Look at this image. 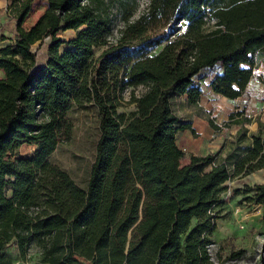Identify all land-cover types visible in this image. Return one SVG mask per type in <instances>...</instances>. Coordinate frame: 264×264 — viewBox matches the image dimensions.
<instances>
[{"label":"trees","instance_id":"obj_1","mask_svg":"<svg viewBox=\"0 0 264 264\" xmlns=\"http://www.w3.org/2000/svg\"><path fill=\"white\" fill-rule=\"evenodd\" d=\"M6 1L16 36L0 47V264L32 251L38 264H209L224 183L264 168V138L252 134L232 169L212 154L183 165L177 137L194 128L172 102L198 105L205 74L214 94L242 95L264 54V0H149L136 18L138 0H47L29 27L33 0ZM66 30L74 37L58 35ZM46 38L48 59L37 65L32 46ZM63 44L102 48L75 84L62 79ZM88 103L99 137L82 188L49 156L70 137V106ZM123 103L136 110L117 111ZM23 143L35 150L15 157ZM247 192L264 204V183Z\"/></svg>","mask_w":264,"mask_h":264},{"label":"rangeland","instance_id":"obj_2","mask_svg":"<svg viewBox=\"0 0 264 264\" xmlns=\"http://www.w3.org/2000/svg\"><path fill=\"white\" fill-rule=\"evenodd\" d=\"M148 1H137L133 18L145 10ZM46 7L47 0H33L23 26H31ZM110 12L116 36L122 21L116 7H111ZM15 20L10 3L0 0V45L11 44L15 39ZM58 35L68 40L74 37L75 31H61ZM49 42L50 39L46 38L32 46L37 64L46 63ZM65 50L69 52L70 61L62 79L69 85L77 83L82 69L97 57L102 48H69L66 44L61 45L60 52ZM255 63L253 77L237 100L214 95L207 84V74L200 78L201 105H189L184 97L173 99L175 114L181 120L189 121L194 128L193 133L186 130L178 134L177 143L183 151L182 163L190 162L193 155L212 154L216 161L224 162L232 169L237 156L250 146L252 134L264 138V54L256 55ZM135 110V104L123 103L117 108L126 115H131ZM67 117L72 124L70 137L59 142L49 161L67 171L80 187L85 188L99 137L97 108L91 103L83 106L72 104ZM34 150V145L23 143L15 157H29ZM262 183L264 168L247 175L233 176L224 183V190L220 194L222 203L216 209L219 218L208 245L209 264H264V204L246 199L251 194L247 192L248 188ZM7 251L14 259L16 254L12 245L7 246ZM28 259L29 264H38L39 255L32 251Z\"/></svg>","mask_w":264,"mask_h":264},{"label":"crops","instance_id":"obj_3","mask_svg":"<svg viewBox=\"0 0 264 264\" xmlns=\"http://www.w3.org/2000/svg\"><path fill=\"white\" fill-rule=\"evenodd\" d=\"M0 47H2V44L0 45ZM37 65H40V64H37ZM41 65H43V64H41ZM2 75V72H1V70H0V76ZM209 77V79H208V82H207V84L209 85V80L213 77L212 75H210V76H208ZM250 83V82H249ZM249 85V84H248ZM248 87V86H247ZM212 92V91H211ZM214 94V93H213ZM214 95H216L217 97H222V96H220V95H217V94H214ZM223 98H225V97H223ZM239 98V97H238ZM238 98H235V99H229V100H237ZM227 99V98H226ZM198 105H201V102L199 101V103H198ZM179 118V117H178ZM180 119V118H179ZM181 120V119H180ZM182 121H184L183 119H182ZM12 250L14 251V253L15 254H17V248L15 247V246H13L12 247Z\"/></svg>","mask_w":264,"mask_h":264},{"label":"built area","instance_id":"obj_4","mask_svg":"<svg viewBox=\"0 0 264 264\" xmlns=\"http://www.w3.org/2000/svg\"><path fill=\"white\" fill-rule=\"evenodd\" d=\"M15 264H29L28 260H18Z\"/></svg>","mask_w":264,"mask_h":264},{"label":"water","instance_id":"obj_5","mask_svg":"<svg viewBox=\"0 0 264 264\" xmlns=\"http://www.w3.org/2000/svg\"><path fill=\"white\" fill-rule=\"evenodd\" d=\"M188 163H189V162H188ZM188 163H187V164H188ZM182 164L185 165V163H182Z\"/></svg>","mask_w":264,"mask_h":264}]
</instances>
